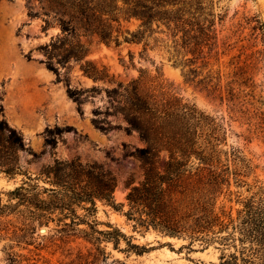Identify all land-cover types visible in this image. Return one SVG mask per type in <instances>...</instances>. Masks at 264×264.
I'll list each match as a JSON object with an SVG mask.
<instances>
[{
  "label": "trees",
  "instance_id": "obj_1",
  "mask_svg": "<svg viewBox=\"0 0 264 264\" xmlns=\"http://www.w3.org/2000/svg\"><path fill=\"white\" fill-rule=\"evenodd\" d=\"M35 1L38 10L30 8L28 15L40 16L43 30L52 24L59 28L45 44V64L57 77V65L84 58L81 37L96 36L114 45L140 44V56L146 55L147 49H159L180 68L186 82L224 103L229 113L247 125V131L264 139V87L254 78V64L247 58L241 60L239 53L229 57L227 72L218 65L219 54L233 48L224 40V49H218L215 25L223 16L221 0ZM132 20L137 23L130 29L125 24ZM246 20L255 21L250 36L260 35L261 55L264 21L255 16ZM80 69L94 80L108 78L104 69L87 60ZM139 71L138 77L107 90L117 97L115 111L124 117L126 128L135 130L145 142L134 154L143 179L126 193V220L132 221L133 230L152 229L185 240L183 247L190 250L194 245L201 249L213 246L219 252L216 264H264V182L257 177V165L238 146L224 148L226 129L221 118L183 102L158 76L149 79ZM65 82L68 95L77 104L83 92L96 90L77 89L68 79ZM56 130L60 133L63 129ZM45 141L51 148L56 146L53 135ZM23 147L20 133L1 118L0 173L7 178L18 174L25 178L4 192L7 203H1L0 198V218L11 212L18 215L17 224L0 220V231L11 229L15 241L29 245L37 238L39 226L54 222L53 235L89 242L94 251L88 250L92 259L85 264H98L103 253L99 235L115 247L121 237L125 238L111 224L107 225L110 230L94 228L97 202L116 210L123 206L113 197V175L93 163L55 158L31 177L18 162L17 151ZM161 154L163 164L159 167ZM232 184L245 187L246 194L231 190ZM220 196L237 204L234 211L218 204ZM80 224L87 229L79 228ZM23 235L26 240H21ZM127 244L136 253L145 251L142 245L129 240ZM77 256L82 258L80 253ZM8 261L16 262L10 257Z\"/></svg>",
  "mask_w": 264,
  "mask_h": 264
},
{
  "label": "rangeland",
  "instance_id": "obj_2",
  "mask_svg": "<svg viewBox=\"0 0 264 264\" xmlns=\"http://www.w3.org/2000/svg\"><path fill=\"white\" fill-rule=\"evenodd\" d=\"M220 5L223 16L222 20H216L215 25L218 49H224L221 46L224 40L233 45L229 53L219 54L220 69L227 72L229 57L241 53V60L247 58L254 64V78L264 87V51L261 55L258 53L263 45L259 34L256 38L250 36V27L255 21L246 23V18L254 16L264 21V0H221ZM30 8L38 10L35 0H0V119L3 118L22 137L24 147L17 151L22 171L35 177L43 166L57 158L93 163L113 175V197L123 206L116 210L97 202L94 228L110 230L107 225L111 224L125 238L121 237L115 247L99 235L103 253L99 255L98 264L218 263L219 252L213 246L201 249L194 245L190 250L183 247L185 240L163 236L152 229L133 230L132 221L126 220V193L143 179L141 164L134 154L136 149L145 146V142L135 130L126 128L124 117L115 111L118 99L107 90L116 87L118 82L127 83L138 77L139 70L144 71V76L149 79L158 76L183 102L192 103L221 118L226 129L224 148L238 146L257 165V177L263 182L264 139L247 131V125L229 113L224 103L186 82L180 68L159 49H147L146 55L140 56V44L114 45L112 42L106 44L96 36L81 37L86 49L84 58L57 65L60 74L57 77L45 64V44L59 32V28L52 24L43 30L41 17L28 15ZM136 23L132 20L125 25L132 29ZM84 60L104 69L110 80H94L83 74L80 64ZM66 79L71 87L81 90L93 87L96 90L83 92L81 103L77 104L68 95ZM56 128L63 130L59 133ZM50 135L56 138L54 148L45 141ZM162 164L163 154L157 161L159 167ZM24 178L22 174L7 178L0 173L1 203L8 202L4 192L19 185ZM230 189L246 194L245 187L236 188L232 184ZM227 198L220 196L218 204L223 203L225 209L231 207L234 211L237 204ZM78 212L82 213L81 210ZM17 217L15 212H11L0 220L8 219L12 225L17 224ZM41 227H46V232H39ZM54 227V222L39 226L37 238L29 245L15 241L11 229L0 231V264H85L92 259L88 250L94 249L89 242L71 236L59 239L53 235ZM78 227L87 229L84 224ZM21 238L26 240L25 235ZM128 240L144 246L145 251L136 253V249L127 244ZM79 253L82 254L81 259H77ZM9 257L16 262L10 263Z\"/></svg>",
  "mask_w": 264,
  "mask_h": 264
},
{
  "label": "water",
  "instance_id": "obj_3",
  "mask_svg": "<svg viewBox=\"0 0 264 264\" xmlns=\"http://www.w3.org/2000/svg\"><path fill=\"white\" fill-rule=\"evenodd\" d=\"M39 232H42V233L46 232V227H41V228L39 229Z\"/></svg>",
  "mask_w": 264,
  "mask_h": 264
}]
</instances>
